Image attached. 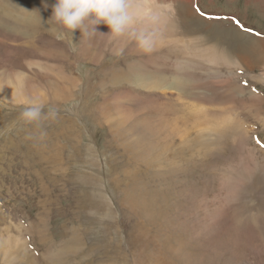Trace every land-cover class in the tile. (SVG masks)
<instances>
[{
    "label": "rangeland",
    "instance_id": "1",
    "mask_svg": "<svg viewBox=\"0 0 264 264\" xmlns=\"http://www.w3.org/2000/svg\"><path fill=\"white\" fill-rule=\"evenodd\" d=\"M54 3L0 0V251L21 244L8 251L25 264H175L159 249L177 207L196 216L200 202L213 208L239 182L234 212L264 203V0H130L146 14L112 36L104 24L72 35L50 19ZM31 103L55 108V119L25 124ZM152 120L167 125L171 159L185 171H161L158 146L153 158L135 150L136 138L148 147ZM177 126L212 150L181 144ZM185 250L197 257L202 245L187 240Z\"/></svg>",
    "mask_w": 264,
    "mask_h": 264
},
{
    "label": "bare ground",
    "instance_id": "2",
    "mask_svg": "<svg viewBox=\"0 0 264 264\" xmlns=\"http://www.w3.org/2000/svg\"><path fill=\"white\" fill-rule=\"evenodd\" d=\"M131 11L133 14L143 16L146 14L147 9L136 8L131 9ZM231 42L236 44L238 51L243 50L246 47V44L239 40H231ZM142 82L146 86L153 87L154 89H163L166 88L167 85V82L165 80L153 77H144L142 79ZM19 83H21L20 80L17 84ZM9 86L12 87L10 90L11 99L14 102L19 103L21 99L24 98V96H22V94H19V88L15 87L13 84H10ZM180 89V87H176L175 91L177 90L178 92H180ZM164 91H166V89H164ZM165 111L167 112V110ZM145 122L150 125V122L148 120H145ZM159 122H161V120ZM159 122L157 123L155 120H152L151 127L149 126L151 131L148 132H150L154 136L149 138V141H146L148 143V147L145 145V143H143V139L136 138L133 141L135 150L138 151V154L141 156L153 158L155 155L154 147L158 146L161 149L159 151V154L162 156V158H165L167 163V166L165 168H162L161 171H164V173H166L165 171L168 166L172 168L170 171L171 175L175 174L178 169L180 171H185L186 169L183 168L179 164V162L174 159V157L173 159H171L170 154L172 153H169L171 147H169L168 140L166 139L167 134L165 133L167 131V125L165 126L162 123L159 124ZM171 122L173 121L171 120ZM172 124H175V122H173ZM179 128L180 127H178V129ZM175 129L176 127L170 124L169 130L172 135ZM180 133L182 134L183 131H180ZM188 136L189 135L186 131L182 134V138L184 139L181 141V144L189 146V148H193L196 146L194 149H196L198 153L207 151L208 149L212 150L208 146L196 144ZM201 136L207 139L206 143L208 145H212V147L216 148V144L212 143L216 138L212 135L211 131L207 130L201 133ZM180 149L182 148L180 147ZM200 162L201 164L207 163L206 159H201ZM227 184L232 185V183H219L221 188ZM245 186L246 185L244 183L240 182L234 184L235 190L238 192L242 191ZM235 190H233L231 194L224 199L220 198V196L217 197V203L213 206V208L209 207L206 211V206L203 202H200L197 206L198 214L196 216H191L187 213H183V206L177 207V210L174 211L173 215H167L164 221V226L160 231L161 241L163 246L165 247V250L159 249V253L162 254L164 251L168 255H171V262H174L175 264L177 262L178 264H192V261H196L197 264H205L207 261L213 262L216 258L223 257L228 258L227 260H225V264H230L232 259H237L240 257H243L249 262H254V264H264V203L257 200V204L252 205L253 207L255 206V212L248 209L246 211L240 210V212H234L233 210L238 207L239 201L236 198L239 197V193ZM132 198L133 195L130 191L125 205L128 203L132 204ZM194 199L195 193L193 192L189 196V201L192 203ZM136 203L137 202L133 203L134 207L138 208L139 205ZM144 209L151 210L149 204H146L144 206ZM161 209L162 208L159 205H156L151 212L158 214ZM203 214L204 217L200 221ZM155 217L157 216L151 218ZM169 230L172 232L171 235L169 233ZM192 239H197L198 243L202 245V250L197 257L193 256L192 254H187L185 250L187 240L191 241ZM6 248V250L0 251V261H3L4 264H25L24 262L15 260V258L13 257V253L8 251L11 248H15V250H17L18 248L23 249L24 247L21 244L8 241L6 243ZM27 258L26 256H24V260H26ZM162 259V263L167 264L165 263V258L163 257Z\"/></svg>",
    "mask_w": 264,
    "mask_h": 264
},
{
    "label": "clouds",
    "instance_id": "3",
    "mask_svg": "<svg viewBox=\"0 0 264 264\" xmlns=\"http://www.w3.org/2000/svg\"><path fill=\"white\" fill-rule=\"evenodd\" d=\"M130 9V0H55L50 19L72 35L77 29L81 34L98 33L97 26L100 24L109 27L110 34L107 36L122 35L134 19ZM56 115L55 108H49L45 113L43 105L31 103L21 112V119L25 124L38 125L43 120L55 119Z\"/></svg>",
    "mask_w": 264,
    "mask_h": 264
},
{
    "label": "snow or ice",
    "instance_id": "4",
    "mask_svg": "<svg viewBox=\"0 0 264 264\" xmlns=\"http://www.w3.org/2000/svg\"><path fill=\"white\" fill-rule=\"evenodd\" d=\"M262 147H264V145H262Z\"/></svg>",
    "mask_w": 264,
    "mask_h": 264
}]
</instances>
